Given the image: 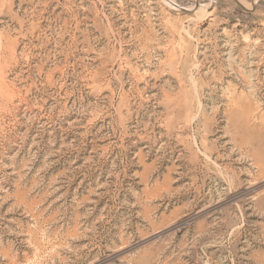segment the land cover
Returning a JSON list of instances; mask_svg holds the SVG:
<instances>
[{"label": "rangeland", "instance_id": "rangeland-1", "mask_svg": "<svg viewBox=\"0 0 264 264\" xmlns=\"http://www.w3.org/2000/svg\"><path fill=\"white\" fill-rule=\"evenodd\" d=\"M0 264H264V0H0Z\"/></svg>", "mask_w": 264, "mask_h": 264}]
</instances>
